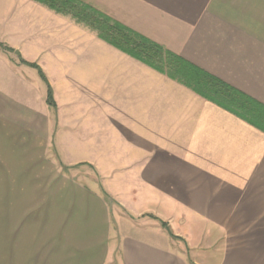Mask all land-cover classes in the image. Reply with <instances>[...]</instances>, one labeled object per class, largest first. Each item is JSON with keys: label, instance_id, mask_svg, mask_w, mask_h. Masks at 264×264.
I'll return each instance as SVG.
<instances>
[{"label": "crops", "instance_id": "crops-1", "mask_svg": "<svg viewBox=\"0 0 264 264\" xmlns=\"http://www.w3.org/2000/svg\"><path fill=\"white\" fill-rule=\"evenodd\" d=\"M74 4L264 106V0ZM81 163L99 177L77 174ZM107 170L124 171L123 180ZM133 185L167 203L164 219L176 209L208 220L264 217V129L115 47L71 12L0 0V264H190L157 221L110 212L107 196L131 216L146 213Z\"/></svg>", "mask_w": 264, "mask_h": 264}, {"label": "rangeland", "instance_id": "rangeland-1", "mask_svg": "<svg viewBox=\"0 0 264 264\" xmlns=\"http://www.w3.org/2000/svg\"><path fill=\"white\" fill-rule=\"evenodd\" d=\"M64 159L65 161L68 160L66 156ZM82 164L85 163L77 165V174L82 175L81 173L88 172V174H83L87 178L99 177V172L92 171L87 166L82 167ZM66 168L68 167H65V171H69ZM107 171L111 174L114 172L112 175L114 180H123L124 171ZM132 187H134L135 194L140 201L138 210L146 211V213L141 216H131L107 196L110 212H118L121 216L125 214L133 221L141 224H144V222L151 223L150 219L157 221L163 231L175 238L177 247L187 252L188 257L190 256L192 259L194 257L201 258L206 264H220L221 262L228 264H264V217L241 216L209 218L210 220H208L206 218L191 217L188 210L181 212L176 209L175 219H164L165 214L169 213L167 203L159 199L157 195H151L150 192L146 191V186L133 185ZM128 190L129 187L127 192ZM177 211L182 213L184 218H179ZM162 221L168 223V228L162 225ZM195 245H197V248Z\"/></svg>", "mask_w": 264, "mask_h": 264}, {"label": "trees", "instance_id": "trees-1", "mask_svg": "<svg viewBox=\"0 0 264 264\" xmlns=\"http://www.w3.org/2000/svg\"><path fill=\"white\" fill-rule=\"evenodd\" d=\"M59 13L71 12L81 22L96 30L101 38L127 54L153 68L168 74L192 88L194 91L245 120L264 129V106L232 87L216 76L188 62L161 44L134 31L128 26L112 19L103 12L85 4L75 6L76 0H36ZM7 50L13 48L1 44ZM23 60V58H21ZM39 69L41 76L46 75L37 63H31ZM48 102L56 105L52 88L48 85ZM158 219V218H157ZM168 228L166 221L161 222ZM189 263L196 264L189 256Z\"/></svg>", "mask_w": 264, "mask_h": 264}, {"label": "snow or ice", "instance_id": "snow-or-ice-1", "mask_svg": "<svg viewBox=\"0 0 264 264\" xmlns=\"http://www.w3.org/2000/svg\"><path fill=\"white\" fill-rule=\"evenodd\" d=\"M160 163H161V167H163V166H164V162H163V161H161Z\"/></svg>", "mask_w": 264, "mask_h": 264}]
</instances>
